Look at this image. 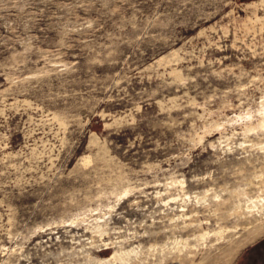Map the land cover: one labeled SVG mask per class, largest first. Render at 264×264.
Returning a JSON list of instances; mask_svg holds the SVG:
<instances>
[{"label":"rangeland","instance_id":"rangeland-1","mask_svg":"<svg viewBox=\"0 0 264 264\" xmlns=\"http://www.w3.org/2000/svg\"><path fill=\"white\" fill-rule=\"evenodd\" d=\"M263 222L264 0H0V264H225Z\"/></svg>","mask_w":264,"mask_h":264},{"label":"crops","instance_id":"crops-1","mask_svg":"<svg viewBox=\"0 0 264 264\" xmlns=\"http://www.w3.org/2000/svg\"><path fill=\"white\" fill-rule=\"evenodd\" d=\"M244 256L249 257V264H264V237L252 245Z\"/></svg>","mask_w":264,"mask_h":264},{"label":"bare ground","instance_id":"bare-ground-1","mask_svg":"<svg viewBox=\"0 0 264 264\" xmlns=\"http://www.w3.org/2000/svg\"><path fill=\"white\" fill-rule=\"evenodd\" d=\"M264 223V222H263ZM207 233V232H206ZM204 234V233H203ZM262 234H264V225H261V227L260 228H258L256 231H254L251 235H249L248 237H246L245 238V240L242 242V244H240V246H238V248L235 250V251H233L234 253L233 254H231V257H229L227 260H226V262H225V264H231V262L233 261V259L235 258V256L237 255V253H238V251L242 248V247H244V246H246L247 244H249V243H252L254 240H255V238H257L258 236H261ZM214 235V234H213ZM201 236V235H200ZM202 236H204V235H202ZM202 239H203V237H202ZM191 263V262H190ZM196 263V262H195ZM193 264V263H192Z\"/></svg>","mask_w":264,"mask_h":264}]
</instances>
